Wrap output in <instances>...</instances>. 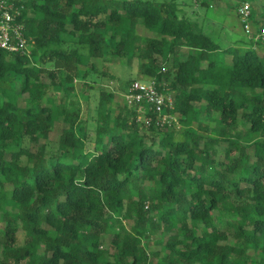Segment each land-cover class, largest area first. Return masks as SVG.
<instances>
[{
  "label": "trees",
  "instance_id": "16d2710c",
  "mask_svg": "<svg viewBox=\"0 0 264 264\" xmlns=\"http://www.w3.org/2000/svg\"><path fill=\"white\" fill-rule=\"evenodd\" d=\"M245 3L249 44L179 0H0L31 46H0V264H264V0H229L224 25ZM67 34L82 49L51 48ZM115 66L178 123L101 90L87 150L76 84Z\"/></svg>",
  "mask_w": 264,
  "mask_h": 264
},
{
  "label": "rangeland",
  "instance_id": "374dc122",
  "mask_svg": "<svg viewBox=\"0 0 264 264\" xmlns=\"http://www.w3.org/2000/svg\"><path fill=\"white\" fill-rule=\"evenodd\" d=\"M181 7L183 9V14L186 15H193L197 13V15L200 18L206 17L208 18V23L214 24L215 27H222L225 26L224 31L226 34L229 35V40L232 43L235 44H249L250 38H252V34L254 33L253 25L250 22V19H247L245 16H241V8H239L238 12L240 15V21L233 20L231 21V25L228 23L224 25L225 18L228 15V8L227 4L229 0H217L215 2H211V9L204 10L202 8H199L197 6L199 3L196 0H179ZM10 7L8 5L4 6V11H9ZM6 13V12H5ZM238 20V19H237ZM1 25V24H0ZM264 30V29H263ZM12 45H16L15 39L11 38L10 39ZM253 41L256 42L255 48L257 51H259L261 54L263 53V48H264V36L260 32L253 38ZM51 48H56V49H64L66 51H71L72 49H82L81 45H79L78 39L75 35L73 34H67L64 36V43L61 45H53ZM19 53H30L31 52V46L29 44H25L23 49H20L18 51ZM230 60V58H229ZM126 63V61H124ZM139 72L138 65L135 63L133 64L132 68L130 69L129 74L133 76V78H137ZM111 73L114 75V78L111 77H97L93 76L91 78L90 85L93 87L92 90H89V95H87L88 89H84L82 86V83L77 82L76 84V93L75 96L78 98V106L81 107V120L82 124L87 127L86 130V137H87V150H93L95 146V137H96V124H95V118L97 115L96 111V106L99 102V96L101 90H106V91H112L116 92L118 95H121L124 98V101L128 106L133 107L135 104L132 103L129 99L130 95V88L128 89V93L125 92L123 93V86L126 84V81L128 80V75H123L121 69L118 66H115ZM137 81L144 83V85L147 82L150 83H155L153 81H145V80H140L138 79ZM174 109L171 108V110ZM136 115H137V121L140 124H145L146 126H150L147 121H149L148 117L146 114L147 112L145 111H139L138 109H135ZM166 114H171L173 117H171L170 123L172 126L174 124L178 123V117L177 114H172L170 112H165ZM221 157L224 158V148H221ZM129 226V223H127ZM24 233L23 231H19L18 233V243L19 245H24ZM111 236L110 235H103L102 237V243L103 246L106 248L109 246Z\"/></svg>",
  "mask_w": 264,
  "mask_h": 264
},
{
  "label": "built area",
  "instance_id": "2783aa9c",
  "mask_svg": "<svg viewBox=\"0 0 264 264\" xmlns=\"http://www.w3.org/2000/svg\"><path fill=\"white\" fill-rule=\"evenodd\" d=\"M9 11H4L2 14V22L0 25V46L4 49H7L11 52H18L20 49H23L24 45L27 43L23 34V26L16 25L14 20V15ZM251 11V6L249 3H245L241 8V15L247 19ZM6 12V13H5ZM264 36V30L260 35ZM14 38L16 45H12L10 39ZM129 99L134 103L135 107L139 111H145L143 102L149 104L150 109L158 114L157 118L154 120L153 117H146L149 119L148 124L150 125L153 121L156 122V125H171L170 123L171 114H166V107L173 108V99L171 96L166 95L158 91L155 83L147 82L145 85L142 82L136 81L130 87Z\"/></svg>",
  "mask_w": 264,
  "mask_h": 264
}]
</instances>
